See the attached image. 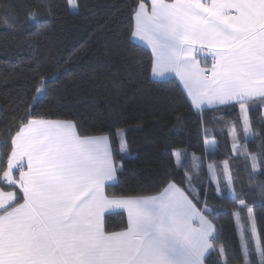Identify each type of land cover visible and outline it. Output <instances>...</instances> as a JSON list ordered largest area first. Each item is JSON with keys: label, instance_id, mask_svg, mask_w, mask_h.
Returning a JSON list of instances; mask_svg holds the SVG:
<instances>
[{"label": "snow or ice", "instance_id": "snow-or-ice-1", "mask_svg": "<svg viewBox=\"0 0 264 264\" xmlns=\"http://www.w3.org/2000/svg\"><path fill=\"white\" fill-rule=\"evenodd\" d=\"M67 3L78 11V0ZM130 40L150 47L154 79L179 78L198 114L238 107L239 121L228 125L233 151L250 160L253 171L264 163L240 136H257L249 106H264V0H136ZM48 94L41 77L33 111L0 151L6 161L0 184L10 189H0V264H209L214 255L218 264H264V228L237 194L226 160H209L205 173L204 159L193 154L183 179L168 180L156 195L112 192L123 162L132 159L124 130L94 135L79 122L45 118L55 116L51 110L40 116L35 109ZM204 135L206 146L214 147L207 129ZM173 155L179 165L181 153ZM202 175L237 205L238 245L204 188L197 191ZM260 188L264 194V184ZM125 212L123 230H110L107 221Z\"/></svg>", "mask_w": 264, "mask_h": 264}, {"label": "trees", "instance_id": "trees-1", "mask_svg": "<svg viewBox=\"0 0 264 264\" xmlns=\"http://www.w3.org/2000/svg\"><path fill=\"white\" fill-rule=\"evenodd\" d=\"M73 12L67 0H0V151L7 134L33 111L32 97L41 77L48 83L47 97L35 109L79 122L90 134L112 135L123 129L132 159L118 174L115 193L140 191L156 195L168 180L179 182L191 168L192 155L217 165L228 162L237 194L258 207L264 228V163L253 171L251 161L232 148L229 124L240 119L238 107L228 112L198 114L181 84L151 77L150 51L130 40L131 13L136 0H78ZM35 11V19L29 13ZM48 78L51 81L48 82ZM255 138L244 140L249 152L264 157V106L250 105ZM204 129L215 140L206 146ZM119 148V139L114 142ZM181 153L179 165L174 153ZM6 161L0 160V168ZM206 173V166L204 168ZM254 176V179H250ZM208 203L226 235L238 245L233 212L237 205L214 191L212 178L202 175ZM8 191L9 186L0 184ZM246 213H241L245 216ZM257 220V219H256ZM125 215L107 221L120 231ZM258 226V225H257ZM237 247L236 259H240ZM209 264H218L214 255Z\"/></svg>", "mask_w": 264, "mask_h": 264}, {"label": "crops", "instance_id": "crops-1", "mask_svg": "<svg viewBox=\"0 0 264 264\" xmlns=\"http://www.w3.org/2000/svg\"><path fill=\"white\" fill-rule=\"evenodd\" d=\"M134 43H136V44H139V45H141V46H143V47H145V48H147L149 51H150V53H151V49H150V47H148L146 44H144L143 42H139V41H136V42H134ZM152 55V54H151ZM151 77H152V75H151ZM152 79L153 80H156V81H163V80H157V79H154L153 77H152ZM168 79H175V80H177L180 84H181V82L179 81V78L178 77H176L174 74H170L169 75V77L167 78V79H165V80H168ZM181 86H182V84H181ZM183 87V86H182ZM185 91V90H184ZM196 110V109H195ZM114 184H116V183H114ZM5 191V190H4ZM124 215H125V218H126V212L124 213ZM123 230V229H122Z\"/></svg>", "mask_w": 264, "mask_h": 264}, {"label": "rangeland", "instance_id": "rangeland-1", "mask_svg": "<svg viewBox=\"0 0 264 264\" xmlns=\"http://www.w3.org/2000/svg\"><path fill=\"white\" fill-rule=\"evenodd\" d=\"M72 10V9H71ZM73 11V10H72ZM249 115V113H248ZM207 165V163H205V166ZM206 172H207V167H206ZM211 178V177H209ZM253 211L255 212V215H256V219H257V225H258V228H262V221H261V218H260V210L258 207H255L253 208ZM238 237V236H237ZM240 260V259H239Z\"/></svg>", "mask_w": 264, "mask_h": 264}]
</instances>
